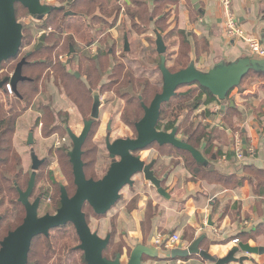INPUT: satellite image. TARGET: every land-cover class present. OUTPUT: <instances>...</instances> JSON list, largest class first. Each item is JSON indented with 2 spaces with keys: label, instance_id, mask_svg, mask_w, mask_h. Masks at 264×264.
Wrapping results in <instances>:
<instances>
[{
  "label": "rangeland",
  "instance_id": "rangeland-1",
  "mask_svg": "<svg viewBox=\"0 0 264 264\" xmlns=\"http://www.w3.org/2000/svg\"><path fill=\"white\" fill-rule=\"evenodd\" d=\"M44 3L69 11L65 0H44ZM148 4V0H102L100 3L102 5L101 12L100 9H97L99 8L98 6H94L90 11L91 15L89 17L82 19L77 16L76 19L61 20V13H52L41 22L32 19L21 7L16 8L18 22L25 23L24 34H29L32 39V45L26 48V51L32 49L43 33L47 36L46 46H51L52 44L58 46L53 51L46 49L44 54H42L49 62L56 61L55 68L57 69L56 71L45 70L41 75L50 74L51 79L47 81L44 78L46 81L40 84V91L42 92L32 99L33 106L31 110L17 120L13 135L12 149L14 150L16 161L18 160L19 162L17 167V162L13 163V165L15 172L23 169L21 184H23L24 180H27L30 174V148L25 145V140L28 131L32 127H34L35 134V146L33 149L38 158L47 159L46 165L42 166L37 172L32 200L40 193L48 194V197L58 200L59 187L61 185L66 188L70 196L75 192L71 164L67 155L72 149V144L70 141L61 142L60 139L66 137L67 133L64 130V125L58 123H67V127L75 135H79L83 128V122L89 119L92 100L87 95L86 97L76 95L75 101H72L63 94L60 90L61 87L59 89L56 85L57 78L63 75L59 64L65 66L68 59L73 60L70 66L64 67L65 71L70 75H73L74 72L82 74L83 77L81 78L80 76L81 81L87 85L88 83L84 76L85 69L83 66L85 62H83V57L90 58L95 53L97 45L89 46L86 43L91 42V37L95 39L102 37L103 58L99 64L103 68L101 73L104 90L99 87L101 83H98L99 85L93 87V89L99 88L101 90L100 97L104 102L99 109V119L92 126L85 141L81 158L84 164V172L94 180L101 178L110 164V158L105 147L106 140L113 142L117 139L135 138L134 124L143 116L141 109L139 110L138 108V111H136L137 105H139L137 98L142 96V104L148 106L153 97L162 90V78L159 71L160 56L156 53L155 46L156 32L162 36L166 47L164 57L168 70L172 72L179 64H185L186 61L182 59V56L189 51L182 35V32L185 31H181L177 27V8L175 10L170 9L176 4V0H168L167 3L159 5L155 12H152L153 9ZM160 16L162 20H159L158 17ZM63 17L65 18L64 15ZM124 34H127L128 39L129 50L127 52L123 51ZM192 42L197 47L198 55H202L205 37L200 39L195 37ZM69 44L72 45L78 56L68 57ZM80 62L82 63V68L77 70ZM253 78V76L247 77L240 85L239 90L251 86ZM261 87L264 89V86L261 85ZM185 90L186 88L181 87L177 89L176 93L184 92ZM45 106H50L55 114L60 115V119L56 118L54 123H50L48 111H44ZM135 112L136 118L133 117ZM38 116L43 121L39 125L34 126V120ZM185 116L186 113H183L179 122ZM199 122V116L196 113L188 116L189 124L195 126ZM55 126L57 127L55 137L52 136L47 139L48 137L46 138V136L50 134L48 131ZM108 126L110 128L109 131ZM106 134L108 137H106ZM56 138L60 140V146H58ZM177 138L182 139L180 135H177ZM62 148L63 151H61ZM138 155L146 164L156 160L154 172L158 178H162L165 173L173 169L170 175V178L172 177L173 179H178L176 174L179 173L183 174L179 175L180 180H184L183 176L190 173L193 177L189 175L188 179L191 181H195L193 179L196 176L202 175L199 173L200 171L197 173L193 168L188 171V163L184 155L166 150L160 151L156 146H152L138 153ZM207 159L209 160V157ZM172 165L176 167L171 170ZM13 174L7 175L10 181L14 178ZM205 178H207L208 182L211 181V177L206 176ZM168 179L169 177L162 184V187L164 186L166 189ZM207 180L204 182L208 183ZM23 189H25V186ZM122 190H124V193L121 194L120 192L119 201L104 217L94 216L92 210L87 206L84 209L91 231L96 232L101 238H105L107 234L111 236L108 249L104 253V257L108 259H113L118 251V253L122 252V248L126 245V238L121 237L114 223L118 218L119 208L124 203V195L126 193L135 194L126 207L127 210L134 207L137 200L150 198L153 193L155 195V189L149 184H144L141 175H136L133 178L132 187L126 186ZM9 195V199H3L4 203H0V216L3 217V221L0 224V235L2 236L6 232L4 231L7 229L6 227L11 228L9 224L14 223L13 221L21 216V206L17 205V196ZM54 212L55 206L52 201L49 203L45 200V202L41 203L40 216L45 213L53 214ZM109 221L113 226L110 232L107 226L103 227V224ZM15 224L11 226L13 227ZM70 232L69 228L61 231H52L50 234L52 248L71 247ZM43 245L44 239L40 237L34 246L41 248ZM57 259H60L61 263L65 261L69 263V253L63 250L60 256L53 257L50 262L57 263Z\"/></svg>",
  "mask_w": 264,
  "mask_h": 264
},
{
  "label": "crops",
  "instance_id": "crops-1",
  "mask_svg": "<svg viewBox=\"0 0 264 264\" xmlns=\"http://www.w3.org/2000/svg\"><path fill=\"white\" fill-rule=\"evenodd\" d=\"M199 2L204 9L203 16L193 10L188 0H176V4L170 8L171 10L177 8V27L191 37L193 47V38L205 37L206 53L198 57L195 49L190 53V58L198 70L207 72L220 61L230 63L246 57L258 59L249 53L246 43L241 40H228L225 37L223 29L225 14L218 0ZM230 2L231 13L237 18L245 33L257 38L264 45V0ZM148 3L152 7L153 0H148ZM253 77L251 86L232 90L225 103L210 104L208 109L212 112L211 117L201 116V110L204 108L195 112L200 122L209 127L208 132H212L213 151L221 154L218 159H215L214 155L209 160L206 158L207 169L216 170L224 176L234 175L243 179V184L227 188L205 183L204 180L191 181L188 174L183 176L184 180H180L179 175H183L180 173L176 174L178 179H173L170 175L176 166L172 165L173 170L165 173L169 175L167 189L162 187L169 196L168 199L158 195L155 190V195L153 193L150 198L137 200L135 206L127 210L126 207L135 194L126 193L124 203L119 208L118 218L114 222L118 233L122 238H126V245L122 248L124 262L136 245H143L155 250L158 255L156 260L144 257L143 264H212L198 256H191L186 261L165 258L179 245L186 248L190 244V238L195 240L201 236L204 239L200 242L199 249L216 259L226 256L237 244H234L233 240L239 235L238 242L264 248V177H256L244 169L250 166L264 173V89L261 87L264 86V77L256 75ZM230 99L234 100V107L229 106ZM222 104L226 108L221 114ZM229 107L239 113V117L233 120L232 128L224 127L222 121ZM243 139L246 141L247 156L237 160L232 153L233 146L236 140H240L242 145ZM143 182L148 184L144 180ZM148 203L151 219L143 226L148 213ZM209 216L212 224L210 227L207 225ZM106 226L110 232L113 227L111 222L103 224L104 228ZM174 234L178 235L180 240L183 238V241L169 249L154 245L158 235L169 237ZM238 256L248 257L242 264H264V253Z\"/></svg>",
  "mask_w": 264,
  "mask_h": 264
},
{
  "label": "water",
  "instance_id": "water-1",
  "mask_svg": "<svg viewBox=\"0 0 264 264\" xmlns=\"http://www.w3.org/2000/svg\"><path fill=\"white\" fill-rule=\"evenodd\" d=\"M43 2L44 0H0V65L8 60L15 59L20 50L23 37L22 29L25 23L18 22L15 6H21L37 22L43 21L51 12L61 10ZM190 4L200 16L204 15V9L201 7L199 0H190ZM72 15L74 14L71 12L64 14L65 17ZM155 37L156 53L160 56L159 71L162 78V90L153 97L149 106H142L143 116L134 124L136 137L134 139H117L113 142L106 140L105 147L110 158L107 171L97 181L86 178L81 159L82 147L93 122L99 117L101 104L98 93L92 92L93 102L90 118L83 122L80 134L75 135L70 130H67L68 137L72 143V150L68 157L72 166L73 184L75 186L74 194L69 197L64 188H61L60 207L55 214H46L38 217L39 200H35L33 204L28 202L34 187L35 174H32L26 191L22 192L19 190L18 201L25 207L26 216L23 223L10 232L1 242L0 264H27L28 254L34 239L40 235L47 237L50 230L66 224L73 226L79 240V245L76 249L82 252L86 264H143L144 257L149 260L158 259L155 250L143 245H136L130 251L126 262L123 260V251L117 253L113 259L104 257V252L110 244L111 236L107 234L105 238H100L96 232H92L87 224L84 209L87 206L93 211L95 216H105L119 201L122 189L133 185V178L136 175H141L143 180L150 184L158 195L168 199L169 196L162 188V183L167 178V174H164L161 179L158 178L154 172L156 160L145 164L141 157L137 155V153L145 151L153 144L160 147L171 146L177 150L187 152L198 166L208 168V160L204 158L199 150L193 148L185 140L177 138V128L170 132L157 130L161 106L173 98L178 88L191 84H197L206 89L219 103H225L229 98L230 92L237 88L250 72L264 74V60L246 57L230 63L220 61L207 72H202L194 64H191L183 70L172 73L165 65L164 54L166 47L163 38L157 32ZM44 38L45 34H42L35 51L39 50ZM127 45L125 38V51L128 50ZM25 64L26 59L22 58L9 79V84L14 94H17V84L26 80L21 74L22 67ZM7 81L8 79H4L0 82V89L3 88ZM228 102L230 107H234V100L230 99ZM225 108V105L222 104L220 107L221 114ZM33 143L31 131L26 144L32 146ZM242 146L243 156L246 157V141L244 139L242 140ZM31 160V169L33 171H37L44 162L39 161L33 152H31ZM207 225L209 227L212 226L210 216L208 217ZM203 239V236L195 239L186 248L179 245L171 250L165 258L186 261L191 256H198L212 264H242L248 260V257H240L238 256L239 254L254 256L264 253V248L262 247L238 242L226 256L216 259L210 256L208 252L199 249L200 242ZM180 241L182 242L183 238Z\"/></svg>",
  "mask_w": 264,
  "mask_h": 264
},
{
  "label": "trees",
  "instance_id": "trees-1",
  "mask_svg": "<svg viewBox=\"0 0 264 264\" xmlns=\"http://www.w3.org/2000/svg\"><path fill=\"white\" fill-rule=\"evenodd\" d=\"M167 1L168 0H153V4L151 7L153 9L152 12H155L159 8V5L167 3ZM101 2L102 0H71L69 10L75 14L74 19H76L77 16L81 18L89 17L91 15L90 11L91 9H93L94 6H98L99 8L97 9H100V12H101L102 10V5H100ZM188 2H190V0H188ZM17 7H21V6L16 5L15 10ZM52 13H58V14L61 13L62 14L61 20H67L70 18V17L64 18L63 17L64 12L62 10H55L51 12L47 17H49ZM158 18L159 20H162L161 16ZM182 35L184 36L185 43L188 46L189 51H187V53L182 56V59L186 61L185 64L183 65L179 64L178 67H176V69L172 71V73L183 70L187 68L189 65L194 64V62L190 58V53L192 52L193 49H195V53L197 54L196 57H198L196 45L194 44V47H193L190 42L191 37H188L186 32H182ZM31 43H32L31 36L29 34H24L23 32L20 49H23L24 47L29 46ZM206 51H207V43L205 40L203 44L202 53H206ZM42 54H44V52L40 51L36 55L37 57L45 58L42 56ZM50 64L51 63L47 59V62L45 63L37 62V64L32 65L30 68L26 67L24 69V73L25 72L30 73L31 75L29 76L31 77L33 76L34 81L32 83H28V82L20 83L19 88H18L19 95L14 97V99L12 100L10 99L8 100L10 102L9 106L5 105L6 99L0 93V195L4 192L10 193L14 191V189L7 183V178H8L7 175L13 174L15 170L13 162L11 161V158H13L11 137L14 133L15 121L27 109V106L31 103L33 97L36 96L40 92L39 85L41 84V79H42L41 75L45 72V70L51 69V70L56 71L57 68H55L54 66ZM13 66L14 65L7 67L8 72L6 71L4 76H7L8 73L12 71ZM59 68L63 71L62 73L63 75L62 77L57 78L56 85L59 89L61 87L60 90L63 92V94L68 99L75 101L74 99L76 95H80L83 97H86L87 95L90 97L88 89L93 88L95 85L98 84L97 83L98 80L94 82V80L92 79V76H91V69H93L92 66H87L84 71V74L87 76V83H88L87 85L85 84V82L82 83L81 80H77L73 75L68 74L65 71L63 65L59 64ZM94 72L96 73L95 70ZM254 75L259 76V77H264V74L250 72L241 81L240 85L246 80L247 77L254 76ZM46 79L47 81H49L50 75H47ZM126 84L129 85L128 83ZM240 85L237 88H239ZM182 88H186V90L184 92L176 93L169 102L161 106L157 129L165 131V132H170L174 128H177V132H178L177 135H180L181 138L185 140L193 148L199 150L204 156V158H207V157L211 158L213 155L215 156V159L220 158L221 154L219 152L213 151V148L211 145V133L212 132L211 133L208 132L209 127L207 125L202 124L201 122H199V124L195 126L193 124L188 123V116L193 115V113H195L196 111L202 108L204 109L201 110V116L205 118L211 117L212 112L208 109V106L212 104L213 102L218 103V104L219 102L206 89L198 86L197 84L183 86ZM138 108L139 110L141 109L140 105H137L136 111H138ZM183 113H186V116L181 122H179V119L182 117ZM48 115L50 118V123H54L56 118L60 119L59 118L60 115L55 114L53 111H48ZM133 117L136 118V112L133 114ZM238 117H239L238 111L234 108L229 107L222 117L224 127L232 128L234 118H238ZM58 124L64 125V130L67 132V129H68L67 123L59 122ZM56 130H57V127L55 126L53 127L52 130H49L48 133H55ZM152 146H156L157 149L160 151L166 150L168 152H175V153L184 155L188 163V171L191 170L190 168H193V170H195L197 173L200 171L199 173L202 174L201 176H196L193 179L195 181H200V180L206 181L207 178L205 177L209 176L211 177L210 178L211 181L208 182L207 180V182L210 184L222 185L223 187H227V188L228 187L235 188L243 184V179L236 178L234 175L224 176L220 174L219 172H217L216 170H209L207 168L198 166L195 163V161L191 158L190 154L187 152L177 150L171 146L160 147L156 144H153ZM244 169L252 173L256 177L257 176L264 177V173L261 170H257L250 166H246L244 167ZM85 175L87 178H91V177H88L89 175H87L86 172H85ZM189 175L191 176L190 173ZM147 212L148 213L146 214L143 226H145L146 223H149L151 219V215L149 214L151 213L149 203H148ZM66 228H69L71 230L70 232V242L72 244L71 247L52 248V245L50 242L51 236H49L48 238H43L44 245L41 246V248H38V247L36 248V246H33L31 248L28 254L27 264H86L84 262L82 252L76 249L77 246L79 245V240L77 238V235L75 233L73 226L67 225V227L63 229H66ZM236 240L240 241V235L237 236ZM193 241H194V238H190L189 243H192ZM63 250H66L69 253L68 260H70V262L67 263V261H65L64 263H61L60 259H57V263H54V262L51 263L50 261H52V258L60 256Z\"/></svg>",
  "mask_w": 264,
  "mask_h": 264
},
{
  "label": "flooded vegetation",
  "instance_id": "flooded-vegetation-1",
  "mask_svg": "<svg viewBox=\"0 0 264 264\" xmlns=\"http://www.w3.org/2000/svg\"><path fill=\"white\" fill-rule=\"evenodd\" d=\"M70 2H71V0H65V3H66V6H67V8H69L70 7ZM44 3V2H43ZM45 4V3H44ZM61 9V8H60ZM62 11H64V10H62ZM67 12H71V13H73L72 11H64V13H67ZM74 14V13H73ZM67 17H70V18H74L75 17V14L74 15H72V16H67ZM81 18V17H80ZM24 30H25V26L23 27V29H22V34H23V32H24ZM93 32H94V30H93ZM43 34H45V33H43ZM41 37V36H40ZM70 38H72V37H70ZM125 38H126V40H128L127 39V34H124L123 35V51L124 52H127L128 50H129V48H128V45H127V48H128V50L127 51H125ZM102 39V37L100 38V37H97L96 39L95 38H93V37H91V42H89V43H86L87 45H89V46H93V45H97V48H96V51H95V53L90 57V58H87V57H83V62H85V65L83 66V68L85 69L87 66H92V68L96 71V73L94 72V70L93 69H91V76H92V79L94 80V82L95 81H97V83H101V86H99L100 87V89L101 90H104L103 88H104V84L102 83V71H103V68H101L100 67V60L103 58V48H102V45H103V40H101ZM47 40V36H46V34H45V38H44V41H43V43H42V45H41V47L39 48V50L38 51H35V48L38 46V44H39V39H38V42L37 43H35L34 44V46L32 47V49L31 50H25L26 48H29L32 44H30L29 46H27V47H24L23 49H20L19 50V53H18V56L15 58V59H12L11 61L10 60H8V61H6V62H4V63H2L1 65H0V82L2 81V80H4V79H8V81H7V83L3 86V88L2 89H0V93H1V95L6 99V101H5V105L6 106H9L10 105V102L8 101L9 99L10 100H12V99H14V97H16L17 95H19V93H18V88H19V84L20 83H24V82H28V83H32L33 81H34V78H33V76L31 77V76H29V75H31L30 73H27V72H25L24 73V69L27 67V68H30L32 65H35V64H37V62H42V63H45V62H47V59H45V58H41V57H37V53H39L40 51H43V52H45L46 51V49H49V50H54L55 48H57L58 46H56V45H51V46H46L45 45V41ZM127 43H128V41H127ZM88 46V47H89ZM28 54H30L29 56H27ZM78 56V54H77V52H75V50L72 48V45H68V57H72V56ZM22 58H25L26 59V64L22 67V77H24V78H26V80L25 81H23V82H19L18 84H17V87H16V91H17V94H14V92H13V90H12V88H11V86H10V84H9V79H10V77L12 76V74H13V72H14V70H15V68H16V66H17V64L21 61V59ZM10 61V62H9ZM50 65H52V66H56V61L54 62H51L50 61ZM73 63V60H71V59H68L67 61H66V63H65V66L64 67H68V66H70V64H72ZM12 65H14L13 66V69H12V71L11 72H9L8 73V75L7 76H4V74L6 73V71H7V67L9 66H12ZM2 66V67H1ZM82 68V63L80 62L79 63V68H77V70L79 69H81ZM47 70H50V71H52L51 69H47ZM85 71V70H84ZM8 72V71H7ZM50 75V74H49ZM73 76L77 79V80H81V78L83 77L82 76V74L80 75L79 73H77V72H74L73 73ZM78 76V77H77ZM80 76H81V78H80ZM84 76H85V78H86V80H87V76L84 74ZM96 76V77H95ZM42 77V79H41V83H43V81H46V80H44V78L46 79V77H47V74H44L43 76H41ZM94 77H95V79H94ZM50 79H51V75H50ZM7 85H9V87H10V91H8L7 90ZM99 84H97V85H95L94 87H96V86H98ZM40 86V85H39ZM40 90V89H39ZM89 90V94H90V98H91V100H92V102H93V99H92V92H97L98 93V95H99V97H100V94L102 93L101 92V90H99V88L97 89V88H95V89H88ZM42 91H40L39 93H41ZM38 93V94H39ZM37 94V95H38ZM36 95V96H37ZM36 96H34V97H36ZM33 97V98H34ZM142 99H143V97L142 96H139L138 98H137V100H138V102H139V105H140V108H141V110L143 111V109H142V106H145V105H143L142 104ZM33 101V100H32ZM100 101H101V104H100V107H101V105L103 104V102L104 101H102V99H101V97H100ZM32 106H33V102H31L28 106H27V109L16 119V121H15V128H16V123H17V120L19 119V118H21L22 116H24L28 111H30L31 110V108H32ZM149 106V105H148ZM92 107V106H91ZM100 107H99V109H100ZM45 110H47V111H53L52 110V108L50 107V106H45V108H44V111ZM91 112V111H90ZM89 118H90V116H89ZM98 119H99V117H98ZM98 119L96 120V121H94L93 122V124H92V126L94 125V123L95 122H97L98 121ZM89 120V119H88ZM140 120V119H139ZM43 121V119L40 117V116H38L35 120H34V126H37V124H40L41 122ZM86 121V120H85ZM138 122V121H137ZM136 122V123H137ZM92 128V127H91ZM67 130H70L69 128L67 129ZM110 130V128H109V126H108V131ZM158 130V129H157ZM32 131V137H33V141H34V143H33V145L32 146H28L26 143H27V140H28V136H29V133ZM71 131V130H70ZM91 131V130H90ZM158 131H162V130H158ZM14 132H15V129H14ZM72 132V131H71ZM67 133V135H66V137H64V138H62V139H60L61 140V142H66V141H70V139H69V137H68V132H66ZM90 133V132H89ZM13 135H14V133H13ZM13 135H12V141H13ZM35 134H34V127H32L29 131H28V133H27V136H26V140H25V145L27 146V147H29L30 148V150H29V160H30V174H29V176H28V178H27V180H24L23 181V184H21V181L23 180V169L21 170L20 168V170H18V171H16L15 172V170H14V174H13V179H11V181H10V179L9 178H7V183L14 189V191H12V192H5V193H2L1 195H0V203L2 204V203H4V200L3 199H9L10 198V195L9 194H12V196H17V205L19 206H21V216L18 218V219H16V220H14L13 222L14 223H10L9 224V227H11V228H8V227H6L7 229H5V228H3V229H5L4 231H6V232H4L3 233V236L2 235H0V244H1V242L7 237V235L10 233V232H12V231H14L17 227H19L22 223H23V220H24V218H25V216H26V210H25V207L22 205V203H20L18 200H19V190L20 191H22V192H25L26 191V189H27V187H28V183H29V181H30V177H31V175L32 174H35V180H34V187H33V190H32V193H31V195L29 196V198H28V202L30 203V204H33L34 202H35V200H39V205H38V211H37V213H38V217H42V216H44V215H46V214H49V215H53V214H55V212H56V210L60 207V198H61V188H64V190L66 191V194L69 196V197H71L69 194H68V192H67V190H66V188L64 187V186H60L59 187V199L58 200H53L52 198H50V197H48V194H42V193H40L35 199H33L32 200V196H33V194H34V189H35V183H36V178H37V172L40 170V168L42 167V166H44V165H46V163H47V159L46 158H38V156L36 155V152H35V150L33 149V147L35 146V136H34ZM55 135H56V133H50V134H48L47 136H46V138L47 139H49L50 137H55ZM89 135V134H88ZM136 131H135V137H136ZM106 137H108L107 136V134H106ZM57 140H58V138H56ZM130 139H132V138H130ZM60 140H58V146H60L61 145V142H60ZM71 142V141H70ZM72 144V143H71ZM61 148V147H60ZM72 150V149H71ZM61 151H63V148H62V150ZM31 152H33L34 154H35V156L38 158V160L39 161H44L41 165H40V167H39V169L37 170V171H33L32 169H31V167H32V160H31ZM71 152V151H70ZM70 152H68L67 153V155L70 153ZM12 153H13V159L11 158V161L13 162V163H16V167L19 165L18 163V160L16 161V157L14 156V150L12 149ZM137 155H138V153H137ZM109 157V156H108ZM68 159H69V157H68ZM13 160H15V161H13ZM69 163H70V160H69ZM71 164V163H70ZM146 164V163H145ZM84 165V164H83ZM109 167V166H108ZM71 169H72V166H71ZM84 169V168H83ZM107 171V170H106ZM84 174H85V172H84ZM73 176V175H72ZM86 176V175H85ZM163 177V176H162ZM87 178V177H86ZM102 178V177H101ZM101 178H99V179H101ZM87 179H92V178H87ZM98 179V180H99ZM161 179V178H160ZM92 180H94V179H92ZM94 181H97V180H94ZM74 185V184H73ZM24 186H25V189H23L24 188ZM75 187V186H74ZM44 200V201H43ZM45 200H46V202H49V203H51V201H52V203H53V205L55 206V212L53 213V214H50V213H45L44 215H42V216H40L39 215V209H40V205H41V203L42 202H45ZM12 202V201H11ZM102 217H104V216H102ZM3 221V217L2 216H0V224H1V222ZM86 221H87V219H86ZM16 223V224H15ZM12 224H15L13 227L11 226ZM88 224V223H87ZM67 225H71V224H66V225H64V226H61V227H59V228H55V229H52V230H50L49 231V234H48V236L47 237H44L43 235H40V236H38V237H36L35 239H34V241L32 242V244H31V247H30V250H31V248L36 244V242H37V240L40 238V237H42V238H48L49 236H50V234H51V232L52 231H61L63 228H65V227H67ZM72 226V225H71ZM90 228V227H89ZM91 230V229H90ZM99 236V235H98ZM101 238V237H100ZM35 243V244H34ZM0 248H1V246H0ZM108 249V248H107ZM30 252V251H29ZM105 253V252H104Z\"/></svg>",
  "mask_w": 264,
  "mask_h": 264
},
{
  "label": "built area",
  "instance_id": "built-area-1",
  "mask_svg": "<svg viewBox=\"0 0 264 264\" xmlns=\"http://www.w3.org/2000/svg\"><path fill=\"white\" fill-rule=\"evenodd\" d=\"M203 1V0H199ZM219 5L224 11L225 18L223 22L224 35L228 40H241L246 43L248 47L249 53L258 58L259 60H264V45L257 38H253L248 36L245 31L242 29L240 23L237 18L231 13V2L230 0H218ZM7 90L10 91L9 85L6 86ZM218 109V108H217ZM233 156L237 160H241L243 158V150L240 140H236L233 150ZM180 241V237L178 235H171L169 237H163L158 235L155 238L154 245L157 247H161L163 249H169L176 245ZM233 243H238V240H233Z\"/></svg>",
  "mask_w": 264,
  "mask_h": 264
}]
</instances>
